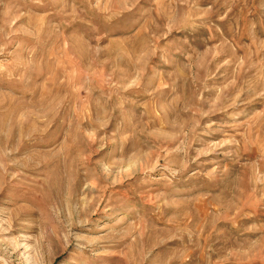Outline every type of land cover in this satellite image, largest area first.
Segmentation results:
<instances>
[{
    "label": "rangeland",
    "instance_id": "obj_1",
    "mask_svg": "<svg viewBox=\"0 0 264 264\" xmlns=\"http://www.w3.org/2000/svg\"><path fill=\"white\" fill-rule=\"evenodd\" d=\"M0 264H264V0H0Z\"/></svg>",
    "mask_w": 264,
    "mask_h": 264
}]
</instances>
